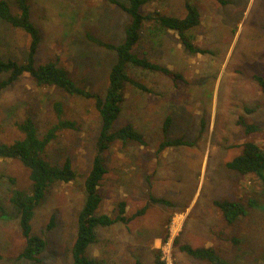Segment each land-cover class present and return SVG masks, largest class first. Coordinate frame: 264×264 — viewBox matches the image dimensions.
Returning a JSON list of instances; mask_svg holds the SVG:
<instances>
[{"label": "rangeland", "instance_id": "1", "mask_svg": "<svg viewBox=\"0 0 264 264\" xmlns=\"http://www.w3.org/2000/svg\"><path fill=\"white\" fill-rule=\"evenodd\" d=\"M8 1L15 8L14 0ZM190 1L200 13V24L190 31L193 42L210 53H190L175 31L146 25L140 50L184 80L128 68L150 91L126 83L114 127L133 123L146 144L114 142L103 153L106 173L98 186L96 213L115 217L119 202L125 201V214L131 217L127 223L97 227L87 254L103 264H154L158 250L166 264H207L181 250L182 244L210 246L226 264H264V173L242 174L226 166L242 153L245 141L264 149V93L254 78H264V0ZM184 2L148 0L142 12L181 17ZM30 9L41 36L36 64L53 61L78 84L103 94L115 55L87 35L121 41L127 13L107 0H30ZM27 43L22 30L0 21V59L24 61ZM54 100H61L62 118L74 121L76 128L60 130L48 155L55 163L69 158L78 175L75 181H58L48 188L31 224L32 232L46 241L39 264H71L70 246L84 202L82 183L99 129L93 100L40 87L22 76L0 92V141L21 137L15 121L25 113L43 134L56 121ZM166 119L170 123L165 133ZM240 119L257 130L247 134ZM165 138H181L187 144L157 153ZM28 175L18 159L0 158V203L5 207L0 216V264H30L18 258L24 239L9 208L12 188L29 190ZM222 199L239 201L245 213L228 223L214 204Z\"/></svg>", "mask_w": 264, "mask_h": 264}, {"label": "trees", "instance_id": "2", "mask_svg": "<svg viewBox=\"0 0 264 264\" xmlns=\"http://www.w3.org/2000/svg\"><path fill=\"white\" fill-rule=\"evenodd\" d=\"M107 1L126 12L129 20L125 24L122 40L117 43L107 42L90 34L87 35L93 44L107 49L115 55L107 73L104 92L98 94L78 84L70 77L69 72L64 67L53 61L36 64L35 56L41 36L39 28L31 20L30 0H14L15 8L11 6L8 0H0V21L12 28L22 30L28 38L24 61L11 57L0 59V92L20 77L27 76L40 87H53L68 95L93 100L98 113L99 129L95 140V152L91 167L82 183L84 202L77 214L76 233L70 246L71 264H103L101 259L90 257L87 254V247L95 240L97 227L110 226L118 221L127 223L131 219L125 214V201L119 202L115 217L105 213H96L101 201L98 186L106 173L103 153L114 142L146 144L143 134L135 128L133 123L127 122L118 128L114 127L121 111L124 85L130 83L143 91H150L145 84L129 75L128 68L134 66L159 72L174 81L184 80L181 73L151 61L146 54L147 52L140 50L142 29L146 25H153L162 29L173 30L177 33L181 44L190 53H210L208 49H204L193 42L190 31L200 24V13L192 1L185 0V14L181 17L164 14L158 10L142 12V7L148 0ZM216 1L227 2L226 0ZM254 78L264 93V78L258 75H255ZM52 106L56 121L47 126L43 134L39 133L33 116L30 113H25L21 119L15 121V126L21 137L10 143L0 141V158L18 159L29 173V190L12 188L9 208L15 212L18 228L24 239L18 258L27 260L30 264L41 263L40 255L46 247V241L32 232L31 222L35 209L41 204L51 185L58 181H75L78 175L69 158L66 157L61 163H55L49 158V145L56 138L58 132L66 128H76L74 121L62 118L63 104L61 100H54ZM169 123V119H166L163 126L165 133ZM238 123L243 126L247 134L257 130V126L252 123H246L241 119L238 120ZM185 144L187 143L181 138H165L159 143L156 151L160 153L170 146ZM226 166L242 174L262 175L264 173V149L253 141H245L242 143V153L228 161ZM11 180L14 182L13 179ZM150 199L167 204V201L162 198L151 196ZM214 204L228 223H233L245 213V206L239 201L222 199L215 200ZM143 211L144 208L139 210L137 214ZM4 212L5 207L0 203V216ZM52 224L53 220L51 219L47 227L50 228ZM179 248L195 259L206 261L207 264H226L225 259L210 246L192 247L189 244H182ZM136 264H140V262L137 261ZM154 264H166L161 257V250L157 251Z\"/></svg>", "mask_w": 264, "mask_h": 264}]
</instances>
